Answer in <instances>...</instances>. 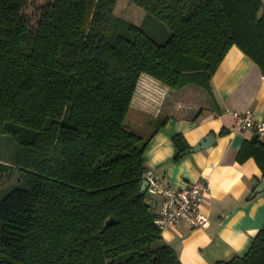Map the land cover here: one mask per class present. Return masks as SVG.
Wrapping results in <instances>:
<instances>
[{"label": "trees", "instance_id": "obj_1", "mask_svg": "<svg viewBox=\"0 0 264 264\" xmlns=\"http://www.w3.org/2000/svg\"><path fill=\"white\" fill-rule=\"evenodd\" d=\"M129 1L167 26L164 42L117 16V0H0V135L16 144L0 176L19 171L0 196V264H183L139 193L143 153L169 118L213 108L232 45L264 75L263 0ZM142 73L172 108L146 137L125 126ZM172 141V161L192 150ZM239 154L264 176V141ZM213 264H264V225L245 254Z\"/></svg>", "mask_w": 264, "mask_h": 264}, {"label": "crops", "instance_id": "obj_2", "mask_svg": "<svg viewBox=\"0 0 264 264\" xmlns=\"http://www.w3.org/2000/svg\"><path fill=\"white\" fill-rule=\"evenodd\" d=\"M140 76L129 115L138 128L146 123L154 126L155 118L172 109L160 106L169 87L147 73ZM211 86L213 108L202 110L196 118L190 111L180 119L169 118L153 133L143 153L146 168L155 170L174 189L200 178L209 180L210 189L201 203L207 225L194 228L179 222L161 231L183 264H213L243 255L264 225V189L253 195L264 176L252 156L239 154L255 133L251 129L238 131L235 119V113L250 111L255 120L264 121V75L251 58L232 45L212 76ZM221 130L226 132L219 135ZM179 133L192 150L172 161L176 153L172 137ZM208 135L214 136V144L194 151ZM161 199L147 192L155 214Z\"/></svg>", "mask_w": 264, "mask_h": 264}, {"label": "built area", "instance_id": "obj_3", "mask_svg": "<svg viewBox=\"0 0 264 264\" xmlns=\"http://www.w3.org/2000/svg\"><path fill=\"white\" fill-rule=\"evenodd\" d=\"M235 119L238 131L251 129L259 139L264 141V121L255 120L250 111L235 113ZM143 179L148 184L147 192L162 198L159 212L154 218L155 224L161 231L179 222H186L194 228L207 225L208 217L201 210L203 197L210 189L207 178H200L187 183L181 189H174L155 170L146 168Z\"/></svg>", "mask_w": 264, "mask_h": 264}, {"label": "rangeland", "instance_id": "obj_4", "mask_svg": "<svg viewBox=\"0 0 264 264\" xmlns=\"http://www.w3.org/2000/svg\"><path fill=\"white\" fill-rule=\"evenodd\" d=\"M264 10V0L263 6L261 8V12ZM145 10L136 6L134 3L129 0H117V4L115 7V14L127 21H130L133 24L139 25L143 23L145 17ZM143 29L147 34H149L152 38H154L158 42H164L170 32L167 26L159 19L151 17L147 19L143 23ZM172 101H168L170 103L182 102L179 96L172 95ZM180 99V100H178ZM129 112L126 120L125 126L127 129L136 131L146 137L153 129V125L146 123L144 126L142 124V128H138V126L130 120ZM138 128V129H137ZM16 154V144L15 141L7 135H0V161L5 162L7 164H12L15 159ZM19 178V171L16 168H10L8 172L2 174L0 176V196L4 194L8 189L17 184Z\"/></svg>", "mask_w": 264, "mask_h": 264}, {"label": "water", "instance_id": "obj_5", "mask_svg": "<svg viewBox=\"0 0 264 264\" xmlns=\"http://www.w3.org/2000/svg\"><path fill=\"white\" fill-rule=\"evenodd\" d=\"M214 142H215L214 136L208 135L205 138H203L202 140H200V142L195 147H193V150L197 151V150L209 147L210 145H213ZM147 186H148V184H147L146 180L143 179L139 193L142 194V193L146 192ZM263 189H264V178L255 187L253 195L262 191Z\"/></svg>", "mask_w": 264, "mask_h": 264}]
</instances>
